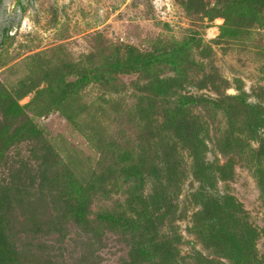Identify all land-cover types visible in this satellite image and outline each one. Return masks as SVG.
Listing matches in <instances>:
<instances>
[{
  "label": "rangeland",
  "instance_id": "1",
  "mask_svg": "<svg viewBox=\"0 0 264 264\" xmlns=\"http://www.w3.org/2000/svg\"><path fill=\"white\" fill-rule=\"evenodd\" d=\"M201 1L213 9L212 17L185 11L182 0H0V264H122L126 258L119 233L97 225L91 234L63 213L99 174L106 178L107 192L89 198L86 217L92 220L123 206L124 194L110 186L109 169L121 164L116 154L138 150L135 111L142 80L135 72L118 74L120 91L107 93L98 78L108 77L115 59L185 44L181 54L192 61L187 74L191 80L211 66L227 81L224 93L241 90L249 104L264 110V3L254 8L248 6L252 0ZM222 28L233 35L221 38ZM206 46L208 56L202 52ZM194 84L185 83L184 93L218 96L208 86ZM62 95L69 98L60 101ZM110 97L117 99V106ZM193 108L204 121L201 107ZM259 118L264 120V115ZM90 130L96 135L89 140ZM256 134L264 141V126ZM203 141L215 193L232 196L245 222L259 231L264 200L253 168L230 159V177L219 180L215 166L228 157L214 148L208 126ZM250 147L256 148V141ZM179 154L188 164L185 152ZM185 169L175 199L183 219L173 223L181 236L179 252L207 257L186 231L198 182ZM154 184L147 178L143 193ZM247 246L257 258L264 238L257 233Z\"/></svg>",
  "mask_w": 264,
  "mask_h": 264
},
{
  "label": "trees",
  "instance_id": "2",
  "mask_svg": "<svg viewBox=\"0 0 264 264\" xmlns=\"http://www.w3.org/2000/svg\"><path fill=\"white\" fill-rule=\"evenodd\" d=\"M182 1L187 12L207 18L213 16V9L201 0ZM261 3L264 2L252 0L248 6L257 8L263 5ZM219 35L228 38L233 33L222 28ZM183 46L162 53L131 54L124 61L115 59L107 69L108 77L98 78L102 85H107V93L114 94L120 91V84L116 82L118 74L135 72L142 80L135 111L140 126L138 150L134 154H116L121 164L116 170L109 169L112 173L110 186H117L124 194L121 208L100 212L92 220L86 217L89 198L98 194L104 197L107 192L104 189L106 178L99 174L86 184L75 204L64 207L63 213L71 214L74 222L91 234L97 232V225L103 230L119 233L127 246L122 264H214L216 260H225V264H264V249L256 258L247 246H251L257 233L264 238V226L255 230L245 222L244 211L232 196L215 193L209 174L212 167L203 159V138L208 126L214 148L220 155L228 157L224 163L215 166L217 178L225 180L230 177V159L243 162V166L253 168L264 200V141L256 134L257 128L264 126V120L259 118L264 115V110L258 104H249L241 90L237 94L224 93L222 89L227 81L213 73L211 66L209 71L202 72L200 78L191 80L187 74L192 61L187 62L181 54ZM210 51L206 46L202 52L208 56ZM165 71L172 74H164ZM185 83H195L197 88L208 86L218 96L207 98L184 93ZM68 98L62 95L60 101ZM108 101L118 105L117 99L110 97ZM194 106L201 107L207 115L204 121L199 119L202 114L193 110ZM112 109L114 111V107ZM93 135L96 134L90 130L88 139ZM250 141H256L257 147L251 148ZM180 150L189 159L186 165L181 162ZM129 155H133V160ZM185 168L198 182L191 194L195 210L190 214V226L186 231L208 252L207 257L199 252L190 256L179 252L181 236L173 223L183 219V214L176 211L175 199ZM147 178H152L155 184L144 194L143 185ZM91 237H87L88 249L92 245Z\"/></svg>",
  "mask_w": 264,
  "mask_h": 264
}]
</instances>
